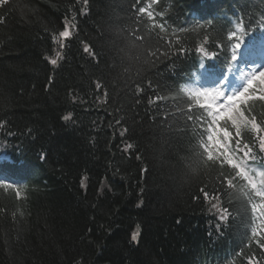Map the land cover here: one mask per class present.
Returning a JSON list of instances; mask_svg holds the SVG:
<instances>
[{"label": "trees", "instance_id": "1", "mask_svg": "<svg viewBox=\"0 0 264 264\" xmlns=\"http://www.w3.org/2000/svg\"><path fill=\"white\" fill-rule=\"evenodd\" d=\"M146 2L0 0V157L21 182L0 185V264H264L242 189L221 230L202 198L222 173L181 89L198 57L223 58L233 24H260L264 1L161 0L163 32L138 19Z\"/></svg>", "mask_w": 264, "mask_h": 264}, {"label": "snow or ice", "instance_id": "2", "mask_svg": "<svg viewBox=\"0 0 264 264\" xmlns=\"http://www.w3.org/2000/svg\"><path fill=\"white\" fill-rule=\"evenodd\" d=\"M84 2L87 4L88 0H84ZM139 2L140 0H137V4ZM160 3L161 0H147L145 6L137 7L136 11L139 14L138 19L146 16L153 21L151 28H159L163 32L167 21L160 22L157 20V17L163 20L165 15L163 8L160 11L156 10ZM239 15L238 13L237 18H239ZM258 23H264V21ZM208 24L211 25L212 21L209 20ZM183 30V28L179 29V31ZM71 36L70 25L65 23L64 30L59 32V38L68 40ZM235 36L236 32H230L228 39L231 40ZM59 38L53 37V42H58ZM143 38L139 37V39ZM59 46L63 48L65 44L60 42ZM239 46V43L234 45L236 49ZM218 47L223 48V45ZM84 51L92 54L91 49L87 46ZM60 55L59 52L56 53L57 57ZM179 55H186V50L181 47ZM217 55L214 52L208 59H214ZM231 60H236L235 54L231 56ZM49 63L56 65L57 59L50 58ZM201 67H203V63H201ZM244 79L246 83L239 92L225 94L222 90H215L213 94V90H202L197 93V95L204 96L206 99L210 98L213 101V103L201 105V108L206 107L211 110L207 113L211 117V121L207 123L206 127L208 134L205 146H207V142L216 139L219 144L224 145L219 151L224 153L225 148H227V155L230 157L226 162L224 155L220 156L218 166H220L222 174L219 175V178L212 185L202 187L200 193L203 200L209 204L210 211L214 210L215 218L218 221L216 227L221 230L222 226L229 221H235L237 215H239L240 209H237L231 203L233 199L230 198V194L235 189H242L240 199L236 201L244 206L245 211L250 209L251 222L253 224L250 239L259 247L264 248V112H257L255 109L256 102L264 105V69L252 70L249 75L244 76ZM161 99L162 97L159 96L154 97L155 101ZM213 109H215L214 112L212 111ZM241 116L249 122L254 118L259 131L240 126ZM63 119L65 121L71 120V114L64 116ZM214 119L215 122H213ZM222 122L224 126H221ZM201 123H205V121H201ZM0 127H3V125L0 124ZM217 128L222 134L217 133ZM225 137L227 138L226 143ZM128 148H131V145H128ZM9 164L10 162L6 157H0V169H4ZM5 185L15 186L14 182H7ZM244 193L247 195H244ZM197 198L199 199L200 197ZM230 208L232 209L231 211ZM137 235L138 233L132 235L133 241H136Z\"/></svg>", "mask_w": 264, "mask_h": 264}, {"label": "rangeland", "instance_id": "3", "mask_svg": "<svg viewBox=\"0 0 264 264\" xmlns=\"http://www.w3.org/2000/svg\"><path fill=\"white\" fill-rule=\"evenodd\" d=\"M187 90H189L195 98L201 97V99H203V96L197 95V93L200 92V89L197 85H192L189 88H187ZM208 99H210V98H208ZM212 103H213V101H212ZM214 111H215V109H214ZM221 115H223V114H221ZM241 120L242 119H240V124L242 123ZM213 140H216V139H213ZM225 143H226V139H225ZM221 147H224V145L218 143L217 148L220 149ZM225 150H227V148H225Z\"/></svg>", "mask_w": 264, "mask_h": 264}]
</instances>
